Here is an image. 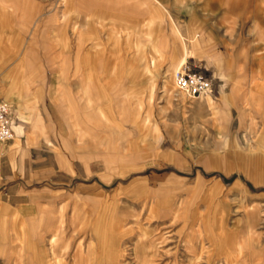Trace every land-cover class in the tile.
I'll return each instance as SVG.
<instances>
[{
	"label": "rangeland",
	"instance_id": "1",
	"mask_svg": "<svg viewBox=\"0 0 264 264\" xmlns=\"http://www.w3.org/2000/svg\"><path fill=\"white\" fill-rule=\"evenodd\" d=\"M120 1L130 3V0ZM192 2L169 3L168 8L157 2L151 6L150 18L145 24L154 51L148 58L146 71L155 74L150 84L148 119L159 124L162 147L171 148L176 159L170 162L150 159L147 165L153 164L152 167L131 173L139 175L135 179L131 176L109 179L110 184L103 188L102 194L113 204L111 210L98 211V202L104 198L99 193L74 188L46 194L31 225L30 217L22 222L14 221L0 208V264H30V235L50 234L43 229V224L52 216L61 222L63 230L54 249L57 253L68 251L69 263L82 247L94 253V264L109 256L113 259L119 256V264H264V81L258 79L264 75V0H210L209 17L204 24L201 18L191 17L196 7L202 13L203 3ZM16 4L11 9L8 29L0 24V45L3 37L4 41L9 38L11 48L17 50L12 63L23 64L19 83L18 78L2 71L13 57L0 59V95L3 94L12 118L22 96L25 110L30 111V38L34 36L40 47L46 38V47L53 54L56 35L42 34V28L37 27L53 28L59 23L56 17L45 20L42 13L30 19V0H16ZM40 6L41 11L57 10L60 4L51 0ZM154 9L162 14L156 19H152ZM171 19L187 45L192 43V54H201L197 33L203 38L211 26L216 27L213 39L218 35L221 39L211 44L212 58L207 55L205 58L213 63L215 58L227 56L236 75L250 76V82L243 83L245 87L243 84L232 86V89L236 86L244 90L246 100L241 101L244 93L240 91L235 98L232 95L229 107V99H224L222 104L210 94L191 98L176 88L175 69L184 60L192 63L186 58L189 52L181 57L183 42L170 26ZM166 23L181 48L180 56L173 62L165 59L172 47L166 30L162 53L157 44L155 27L166 28ZM90 26L82 34L83 42L91 39ZM85 56L89 58V54ZM158 56L162 60L156 70ZM175 58L174 53L171 59ZM52 70L59 71L55 67ZM207 73L211 72L207 69ZM65 75L61 72L59 85L66 110L68 113L71 110L67 122L75 149L92 156L108 151L109 158L118 163H125L129 158L135 160L121 153L130 132L122 133L98 110L89 84L80 82L77 88H71ZM72 75L69 79H77L75 72ZM252 95L255 100H261V108H254ZM199 101L205 102L209 121L202 115L203 107L195 104ZM219 109L227 115L220 121L215 113ZM118 117L121 122H128L125 115ZM29 131L22 130L20 135L23 137ZM6 141H0V146ZM130 181L139 186L135 193H130L132 185H129L114 194L120 182ZM88 211L93 212L89 215ZM73 220L78 223L75 229ZM22 234L24 237L19 240ZM8 235H17V238L8 242ZM47 262L54 264L53 260Z\"/></svg>",
	"mask_w": 264,
	"mask_h": 264
},
{
	"label": "crops",
	"instance_id": "2",
	"mask_svg": "<svg viewBox=\"0 0 264 264\" xmlns=\"http://www.w3.org/2000/svg\"><path fill=\"white\" fill-rule=\"evenodd\" d=\"M49 1L51 0H30V19H34L38 13H42L45 20L51 17L59 19L58 25L53 28L47 25L37 27L42 28V34L56 35L54 55L50 53L51 49L46 47V38L42 47L37 46V39L34 36L30 38V81H28L30 111L25 110L23 96L20 97V106L13 113L12 119L14 136L19 137L16 136L14 140L9 139L0 146V208L11 219L14 218V221L22 222L30 217V225L46 194L51 191L74 188L84 189L88 193H99L104 198L101 197L102 201L98 202V211L111 210L113 204L109 203L107 197L102 194L103 188L110 184L109 179L126 177L135 179L139 175L132 176L131 173H139L147 167H152L153 164L147 165L150 159L168 162L176 159V154L171 148L162 147L159 124L151 123L148 119L150 84L155 74L146 71L148 58L150 54H154V51L150 47L145 24L150 18L151 6L157 2L168 8L169 3L192 1L203 3L205 9L201 10L202 13L196 7L191 17L201 18L204 24V20L209 17L207 9L210 2V0H130V3L126 4L118 0H55L60 4L57 10L41 11L43 8H40V3ZM116 3H124V5H114ZM14 5H17L16 0H0V24L7 29L10 26L11 9ZM163 9L168 13L165 7ZM160 12L154 9L152 19L158 18ZM167 17L166 14L165 18ZM89 25H91V39L83 42L82 34L87 33L86 29ZM170 26L183 42L182 54L180 45L177 40H173L168 25L160 29L155 27L159 52L162 53L163 33L166 30L172 47L165 59L173 62L180 54L182 57L184 53L189 52L187 60L189 59V62L196 65L199 71L212 80V91L206 95L210 94L222 104L224 99H229L230 107L232 95L235 98L238 92L244 93L240 87L234 86L232 89V86L250 82V76L236 75L234 65L227 56L224 59L215 58L213 63L207 62L205 55L212 58L211 44L221 39L220 35L213 39L216 27L211 26L208 30L209 34L206 31L203 38L197 33L199 49L203 55L201 56L198 53L192 54V43L187 45L185 37L172 19ZM2 40L0 59H8L17 54L16 48L12 49V45L8 43L9 38L4 41L3 37ZM174 53L176 58L173 60L171 58ZM86 54H89L88 59L85 58ZM14 58L16 59L13 57L8 60L2 71L8 73L11 78H18L20 83L22 81L20 68L23 64L21 61L12 63ZM161 58L158 56L156 70ZM191 58L194 61H191ZM200 60L204 61L205 66ZM54 67L59 71L52 70ZM207 69L210 74L207 73ZM50 72L53 73L52 76H49ZM61 72L66 73V82L71 88H77L80 82L89 84L90 88H93L98 110H101L106 119L112 122L111 125L122 130V133L130 132V136L126 137V142L121 147V153L135 157V160L129 158L125 163H118L117 160L115 162L109 158L111 153L108 151L92 156L75 149V142L70 139L67 122L71 110L69 109V113L66 110L63 102L65 96H62V88L59 85ZM73 72L76 73L77 79H69L73 76ZM258 79L264 81L262 80L264 75H260ZM241 86L245 87V84ZM64 91L69 92L65 89ZM1 95L0 98H3ZM246 99L247 94L244 93L241 101ZM195 104L203 107L202 115L209 121V110L205 102L199 101ZM252 105L254 108H261L262 102L260 99L255 100L252 95ZM215 113L219 121L223 115L227 117L222 109H219V113L218 110ZM119 114L125 115L128 122H121ZM22 130L30 131L22 137L20 135ZM71 135L73 136L74 132ZM131 181L120 182L114 194L121 187L129 185H132L130 193H135L139 186L133 185L135 182ZM92 212L88 211V214ZM72 223L75 229L78 223L77 221ZM61 227V222L52 216L43 224V229L50 234L39 237L30 235V264H34V260L36 264H48V260H53L54 264H94V253L88 249L81 247L77 250L70 263L67 260L68 251L64 253L55 251L54 243L63 231ZM23 237L22 234L18 239L22 240ZM15 238L17 235L6 237L8 242ZM64 248H67L66 245ZM118 257L113 259L114 257L109 256L98 264H119Z\"/></svg>",
	"mask_w": 264,
	"mask_h": 264
},
{
	"label": "built area",
	"instance_id": "3",
	"mask_svg": "<svg viewBox=\"0 0 264 264\" xmlns=\"http://www.w3.org/2000/svg\"><path fill=\"white\" fill-rule=\"evenodd\" d=\"M176 88L191 98L198 97L212 91V80L199 71L194 64L181 62L173 73ZM12 114L8 104L0 98V141L11 139L13 130Z\"/></svg>",
	"mask_w": 264,
	"mask_h": 264
},
{
	"label": "bare ground",
	"instance_id": "4",
	"mask_svg": "<svg viewBox=\"0 0 264 264\" xmlns=\"http://www.w3.org/2000/svg\"><path fill=\"white\" fill-rule=\"evenodd\" d=\"M182 59H183V58H182ZM184 61H185V60H184ZM182 62H183V61H182ZM202 95H206V94H202ZM200 96H201V95H200ZM8 107H9V106H8ZM12 138H13V137H12ZM12 138H11V139H12ZM202 233H203V232H202ZM238 245H239V244H238ZM237 264H238V263H237Z\"/></svg>",
	"mask_w": 264,
	"mask_h": 264
}]
</instances>
